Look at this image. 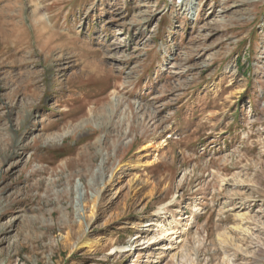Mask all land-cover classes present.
<instances>
[{"label": "rangeland", "instance_id": "1", "mask_svg": "<svg viewBox=\"0 0 264 264\" xmlns=\"http://www.w3.org/2000/svg\"><path fill=\"white\" fill-rule=\"evenodd\" d=\"M0 264H264V0H0Z\"/></svg>", "mask_w": 264, "mask_h": 264}, {"label": "bare ground", "instance_id": "2", "mask_svg": "<svg viewBox=\"0 0 264 264\" xmlns=\"http://www.w3.org/2000/svg\"><path fill=\"white\" fill-rule=\"evenodd\" d=\"M97 66V68H95L94 70L93 69H91V70H88V71H86V72H88V73H99L101 70H104V68H103V65L100 63V64H96ZM161 146H163L162 144L161 145H158V146H156V145H148V146H146V147H144L143 148V150H146V149H148V148H155V149H159ZM150 164H152V163H150V162H145V163H142V164H139V166H148V165H150ZM159 225H161V224H159ZM178 232H176V234H177ZM177 240H178V238H176ZM82 244H83V246H85V247H94L96 244H95V241H91V240H89V239H86V240H84L83 242H82Z\"/></svg>", "mask_w": 264, "mask_h": 264}]
</instances>
